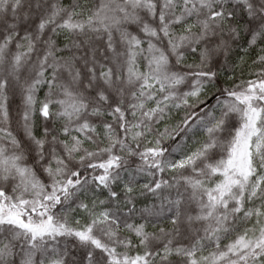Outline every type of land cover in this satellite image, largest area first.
I'll list each match as a JSON object with an SVG mask.
<instances>
[{"label":"snow or ice","instance_id":"obj_1","mask_svg":"<svg viewBox=\"0 0 264 264\" xmlns=\"http://www.w3.org/2000/svg\"><path fill=\"white\" fill-rule=\"evenodd\" d=\"M0 264H264V0H0Z\"/></svg>","mask_w":264,"mask_h":264}]
</instances>
